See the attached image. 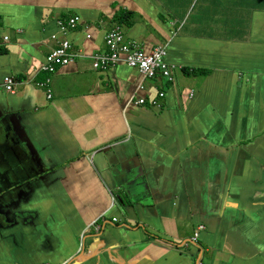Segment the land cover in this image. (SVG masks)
<instances>
[{
  "label": "crops",
  "instance_id": "1",
  "mask_svg": "<svg viewBox=\"0 0 264 264\" xmlns=\"http://www.w3.org/2000/svg\"><path fill=\"white\" fill-rule=\"evenodd\" d=\"M119 22L172 79L93 68ZM0 156V264H264V0H0Z\"/></svg>",
  "mask_w": 264,
  "mask_h": 264
},
{
  "label": "built area",
  "instance_id": "2",
  "mask_svg": "<svg viewBox=\"0 0 264 264\" xmlns=\"http://www.w3.org/2000/svg\"><path fill=\"white\" fill-rule=\"evenodd\" d=\"M79 18H70L67 22H60L59 29L63 36L69 35L70 31L78 27ZM91 35L87 36L90 39ZM106 50H99L92 54V66L95 70L100 68H108L115 66L117 63H125L128 66L138 69L142 72L145 78H154L159 71L170 79L173 78L171 65L167 61V47H154L151 53H147L140 44L126 40V36L122 28L115 26L108 30L104 37ZM82 52L80 50H73L72 43L64 39L60 41L59 46L53 48L45 58V61L40 66L37 72H45L46 74L53 73L62 65L68 64L80 57ZM50 77H47L44 82L38 81L39 85H47ZM24 83L18 80L13 75L4 77L3 85L8 92L14 93L17 86ZM48 97H51L50 89H47ZM160 97L165 96V91L161 90L158 94ZM153 103H157V97L152 99ZM140 102H146V98H140ZM116 220V218H114ZM106 221L105 217L97 219L92 225L97 229H102L101 222ZM203 227V226H200ZM197 235V233H196ZM50 264V263H45Z\"/></svg>",
  "mask_w": 264,
  "mask_h": 264
},
{
  "label": "clouds",
  "instance_id": "3",
  "mask_svg": "<svg viewBox=\"0 0 264 264\" xmlns=\"http://www.w3.org/2000/svg\"><path fill=\"white\" fill-rule=\"evenodd\" d=\"M116 26H118V27H120V28H122V26H125L122 22H119ZM122 30H123V28H122ZM130 41V40H129ZM158 47V46H157ZM164 47V46H163ZM138 70V69H137ZM140 71V70H139ZM141 72V71H140ZM142 73V72H141ZM192 92H191V97L194 95V90H191ZM11 93V92H10ZM159 99H158V102L157 103H153V101L150 103V104H152V106H158V107H160V106H163V103H162V101L166 98V96H163V97H160L159 95L157 96ZM146 98V97H145ZM146 101H147V103H148V99L146 98ZM142 103V102H141ZM200 226H203V227H200ZM207 229V227L205 226V224H203V223H200V224H198L196 227H194V231H193V236L190 238V240H189V242L187 241L186 242V245H188L190 242H192L193 244H195L196 242H198V239H199V236H200V232L201 231H204V230H206ZM196 233H197V235H196ZM195 242V243H194ZM201 250V249H200Z\"/></svg>",
  "mask_w": 264,
  "mask_h": 264
},
{
  "label": "flooded vegetation",
  "instance_id": "4",
  "mask_svg": "<svg viewBox=\"0 0 264 264\" xmlns=\"http://www.w3.org/2000/svg\"><path fill=\"white\" fill-rule=\"evenodd\" d=\"M12 144V143H11ZM13 145V144H12ZM7 146H9L7 143H5L4 144V148H6ZM2 160H4L3 158H2V156H0V163L2 162ZM15 169H16V167L15 166H13V170L15 171ZM2 174V173H1ZM6 174V173H5ZM26 175H28V174H26ZM1 177V176H0ZM24 178V180H21V181H15L14 180V182H12V184H11V186L8 188V189H6L5 190V192H9V191H11L12 193H14L15 191H21L22 189H21V187L25 184L24 182H22V181H25L27 178H25V177H23ZM1 179H6V178H3V177H1ZM12 180H8V179H6L5 180V182H8V183H10ZM23 188V187H22Z\"/></svg>",
  "mask_w": 264,
  "mask_h": 264
},
{
  "label": "rangeland",
  "instance_id": "5",
  "mask_svg": "<svg viewBox=\"0 0 264 264\" xmlns=\"http://www.w3.org/2000/svg\"><path fill=\"white\" fill-rule=\"evenodd\" d=\"M192 9L194 10L195 9V5H193ZM198 12V9L194 10V13H197ZM60 26V22L58 21V27ZM126 192L128 194H131V191L128 189L126 190ZM186 227H187V230L190 231L192 226H191V223L190 222H186ZM205 231V230H204ZM204 231H201L200 234L202 235Z\"/></svg>",
  "mask_w": 264,
  "mask_h": 264
},
{
  "label": "trees",
  "instance_id": "6",
  "mask_svg": "<svg viewBox=\"0 0 264 264\" xmlns=\"http://www.w3.org/2000/svg\"><path fill=\"white\" fill-rule=\"evenodd\" d=\"M132 22H133V16L131 14H128L127 25L130 26L132 24Z\"/></svg>",
  "mask_w": 264,
  "mask_h": 264
}]
</instances>
